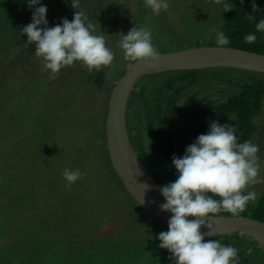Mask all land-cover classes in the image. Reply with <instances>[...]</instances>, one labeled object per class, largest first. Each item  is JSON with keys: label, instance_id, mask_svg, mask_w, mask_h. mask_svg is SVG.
<instances>
[{"label": "rangeland", "instance_id": "obj_1", "mask_svg": "<svg viewBox=\"0 0 264 264\" xmlns=\"http://www.w3.org/2000/svg\"><path fill=\"white\" fill-rule=\"evenodd\" d=\"M41 3L47 6L48 27L61 18L71 21L78 11L71 0ZM124 4L135 20L131 28H151L159 53L216 46L210 28H221L223 5L213 0H168L167 11L158 16L144 7V0H79V10L94 24V34L104 36L114 60L102 68L106 74L101 75V88L94 80L102 71L89 72L80 62L50 78V70H41L34 44L21 32L32 16L26 0H0V264H170V253L159 248L156 239L168 225L139 209L111 177L99 134L110 92L131 63L122 60L114 15L116 6ZM172 74L140 80L134 95L146 88L145 98L153 107V91ZM94 86L101 91L92 93ZM234 91L232 83L206 77L178 98L180 104H190L192 113ZM96 95L102 99L100 110ZM143 103L138 99L130 108L132 134L147 152L148 165L162 169L157 125L153 139ZM255 123L259 129L251 143L259 146V176L264 178V100ZM137 127L140 134H135ZM66 168L83 174L68 190ZM263 190L264 182L247 189L255 191L257 199ZM243 249L244 255L254 256L253 247L245 244Z\"/></svg>", "mask_w": 264, "mask_h": 264}, {"label": "clouds", "instance_id": "obj_2", "mask_svg": "<svg viewBox=\"0 0 264 264\" xmlns=\"http://www.w3.org/2000/svg\"><path fill=\"white\" fill-rule=\"evenodd\" d=\"M26 2L32 16L31 22L21 32L27 34L29 45L34 44L35 56L42 59L41 70H50V78H55L62 68L75 62H80L81 67H86L89 72H98L112 64L113 52L106 46L104 36L94 34L95 26L79 10V0H71V7L78 10L74 12L73 19L61 18V23L53 27L47 26V6L41 0ZM213 3L222 4L225 12L230 10L224 0H213ZM144 7L158 16L161 11H167L169 4L168 0H144ZM256 9L253 4L252 12ZM247 18L255 20L251 13ZM255 29L264 33V18L255 23ZM210 32L215 34L217 48L229 44V39L218 27L210 28ZM152 35L151 28L137 26L126 34L121 33L118 47L123 52L122 59L125 62L144 60L154 67L160 53L153 46ZM243 39L245 43L252 44L256 36L250 33ZM258 151L259 146L250 141L237 142L235 127L211 121L207 133L198 135L186 147L182 157L173 155L171 163L177 178L161 186L165 202L159 205L161 211L171 213L167 221L168 230L156 237L159 241L157 246L170 253V264H237L236 248L207 238L216 234L214 225L207 218L215 217L219 212L237 217L249 202L257 201V193L247 189L264 182V178L259 176ZM82 176L79 169L66 168L63 171L65 189H70ZM214 196L220 199H214ZM202 228L207 231H202Z\"/></svg>", "mask_w": 264, "mask_h": 264}, {"label": "trees", "instance_id": "obj_3", "mask_svg": "<svg viewBox=\"0 0 264 264\" xmlns=\"http://www.w3.org/2000/svg\"><path fill=\"white\" fill-rule=\"evenodd\" d=\"M224 3L230 8L226 12L222 9L221 13L222 23L219 29L229 39V44L224 47L264 54V33L257 32L255 29V23L264 18V0H224ZM253 4L257 8L254 12H252ZM120 6L117 5L115 8V19H117ZM249 13L254 15L255 20H249L247 18ZM132 23L135 24V20H133V17H130L127 32L133 26ZM250 33L256 36V41L252 44L245 43L243 39L245 35ZM171 42H174V40L171 39ZM123 73L124 70L119 75ZM172 73V76L164 79L160 84L161 86L153 91L155 93L154 98H152L154 103L153 107L150 104V99L145 98L146 88L141 89L139 93L135 92V95L132 93L128 104L129 114L132 105L138 99H144L143 106L147 112V115H145L146 118L144 117L146 129L153 139H156L157 133L155 128L157 125V132L159 133L158 146L160 149L158 159L162 169H153L151 165H148L147 152L142 146L140 139L132 134V128L130 127L129 119H127L129 137L135 151L147 171L162 186L175 181L177 178L176 169L171 163L173 155L182 157L186 147L193 143L198 135L207 133L211 121H217L220 124L229 122L232 127H235V135L238 143H243L244 141L251 142L253 136L259 129V126L255 123V118L261 114L264 100V73L228 68L174 71ZM235 74H238V76ZM206 77L224 79L233 84L235 91L228 94L222 101L192 113H190L191 107L187 104L186 106H179L178 95L184 90L191 88L195 83L204 80ZM90 90H92V93L101 91L96 87L95 89L91 87ZM95 98L99 99L98 106L100 110L103 104L102 99L98 95ZM107 106L104 107L103 117L106 116ZM99 110L94 111L95 114L98 115L100 113ZM229 117L234 118V120H231ZM139 128L137 127L135 134H140V131L138 132ZM102 142L104 143L103 151L107 157L108 173L121 184L124 191L137 207L146 212V210L134 201L115 174L106 149V142L104 140ZM72 198H76V196ZM213 198L220 199L218 196H214ZM215 216L233 217L227 212H219ZM237 217H248L264 223V190L257 201L255 203L249 202L245 211ZM231 235L233 236L225 235L207 238L218 240L223 245L236 248L238 251L237 264H264V254L258 242L236 233ZM245 244L251 248L253 247L254 256L249 257L244 255L242 251L244 250L243 246Z\"/></svg>", "mask_w": 264, "mask_h": 264}, {"label": "water", "instance_id": "obj_4", "mask_svg": "<svg viewBox=\"0 0 264 264\" xmlns=\"http://www.w3.org/2000/svg\"><path fill=\"white\" fill-rule=\"evenodd\" d=\"M127 28L128 8L122 5L116 22L118 36L121 33L126 34ZM214 68L264 73V54L216 46H198L160 53V59L154 67L144 60L131 62L124 74L115 82L109 95L106 117L99 134L106 142L112 168L134 201L166 224L171 213L163 212L159 208V205L165 202L161 195L162 185L147 171L129 137L127 124L129 100L136 85L144 77L164 72ZM101 75L105 73H98L94 80V84L99 88L102 86L100 81L103 80ZM189 219L193 218L189 217ZM207 220L216 229V234L211 238L236 233L258 242L264 254L263 222L248 217L225 216L209 217ZM201 230L207 231L203 228Z\"/></svg>", "mask_w": 264, "mask_h": 264}, {"label": "flooded vegetation", "instance_id": "obj_5", "mask_svg": "<svg viewBox=\"0 0 264 264\" xmlns=\"http://www.w3.org/2000/svg\"><path fill=\"white\" fill-rule=\"evenodd\" d=\"M124 5H125V4H124ZM126 6H127V5H126ZM127 7H128V6H127ZM128 9H129V8H128ZM128 12H129V10H128ZM129 20H130V16L128 15V21H129ZM100 71L103 72V69H101ZM124 72H125V71H124ZM98 73H100V72H98ZM98 73H97V74H98ZM104 73H105V72H104ZM97 74H96V75H97ZM105 74H106V73H105ZM123 74H124V73H123ZM123 74H122V75H123ZM122 75H121V76H122ZM121 76H120V77H121ZM178 96H179V95H178ZM180 102H181V101H179V103H178L179 106H182V105H185V106H186V104H184V103H181V104H180ZM188 106H190V104H188Z\"/></svg>", "mask_w": 264, "mask_h": 264}]
</instances>
